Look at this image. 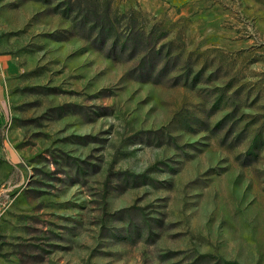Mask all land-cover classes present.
Instances as JSON below:
<instances>
[{"label":"rangeland","instance_id":"374dc122","mask_svg":"<svg viewBox=\"0 0 264 264\" xmlns=\"http://www.w3.org/2000/svg\"><path fill=\"white\" fill-rule=\"evenodd\" d=\"M0 264H264V0H0Z\"/></svg>","mask_w":264,"mask_h":264}]
</instances>
